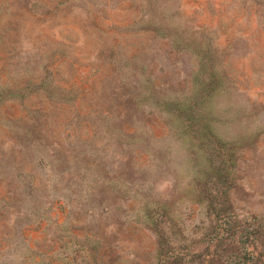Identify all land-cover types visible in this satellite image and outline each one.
Segmentation results:
<instances>
[{
    "label": "rangeland",
    "instance_id": "1",
    "mask_svg": "<svg viewBox=\"0 0 264 264\" xmlns=\"http://www.w3.org/2000/svg\"><path fill=\"white\" fill-rule=\"evenodd\" d=\"M0 264H264V0H0Z\"/></svg>",
    "mask_w": 264,
    "mask_h": 264
}]
</instances>
